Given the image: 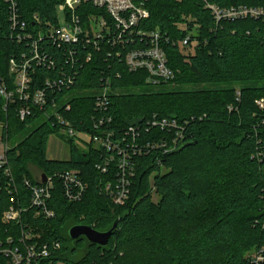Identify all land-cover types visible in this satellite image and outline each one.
I'll return each instance as SVG.
<instances>
[{
  "label": "trees",
  "instance_id": "1",
  "mask_svg": "<svg viewBox=\"0 0 264 264\" xmlns=\"http://www.w3.org/2000/svg\"><path fill=\"white\" fill-rule=\"evenodd\" d=\"M63 1L16 0L31 31L56 25V8ZM131 1L148 10V17L135 30L159 33L166 64L174 73L171 81L153 84L146 81L145 70L130 71L125 53L143 47L146 40L134 35L124 44H111L116 33L110 17L103 9L82 3L75 9L80 21L87 24L90 15L102 16L110 32L104 33L98 50L86 49L89 59L81 49L74 58H65V46L41 40L39 52L53 64H33L30 86L43 87L45 78L57 79L63 71L73 82L53 97L68 100L69 110L61 112L77 130L111 132L112 139L125 148L131 137L128 127L135 128L132 143L141 151L133 157L134 176L126 201L114 204L102 190L113 179L112 172L103 174L95 166L102 162L103 148L93 143L80 148L65 137L69 157L48 159L47 141L57 127L32 106L31 113L20 120L15 108L25 103L15 99L3 110L0 100V120L8 124L12 145L7 158L15 185L14 203L26 209L19 221L1 222L10 200L8 189H1L0 242L21 247L23 230L30 233L25 244L58 240L60 249L38 258L40 264H264V17L216 20L207 6L264 10V0ZM9 6L0 0V83L11 88L9 60L20 63L22 55L29 57L32 50L28 41L11 35ZM186 36L192 52L180 45ZM105 86L108 102L104 109L96 105V95ZM161 118L174 119L183 135L166 153L144 147L147 142L172 138L173 129L150 126L153 119ZM99 120L103 125L96 130L93 124ZM30 164L47 176L78 171L86 185L83 197L69 201L54 175L46 202L54 216H36L24 183V179L36 183ZM114 223L104 247L68 235L75 224L105 231ZM7 238L11 244H6ZM257 254L263 257L261 261H255ZM7 260L0 254V264Z\"/></svg>",
  "mask_w": 264,
  "mask_h": 264
},
{
  "label": "built area",
  "instance_id": "2",
  "mask_svg": "<svg viewBox=\"0 0 264 264\" xmlns=\"http://www.w3.org/2000/svg\"><path fill=\"white\" fill-rule=\"evenodd\" d=\"M9 2L8 21L11 30V35L14 39L28 41L31 44V54L28 57L22 55L20 63L15 61V58L9 60V71L13 74V86L8 88L4 83H0V100L3 103L2 109L6 110L8 102L18 99L25 104L15 108V113L20 120L28 116L32 109L31 106L37 108L47 118L53 126L57 127V133L71 139L77 146L85 148L89 143H93L96 147L103 148L105 153L101 163H96V168L103 174L113 173L112 180L106 181L103 186V192L112 200L114 204H123L129 193L130 179L134 176L133 157L136 153H140V149L136 144H133L136 130L134 127H128L131 135L126 147L112 139V133L102 131V133L92 134L85 130H77L70 121L64 116V112L69 110V102L66 98H54L53 94L59 91L63 85L72 84V76L65 72H61V76L57 79L45 78L44 86L36 89H31V73H33V64L40 66L47 61L53 64V60L47 59L45 54L39 52L38 43L41 40H47L56 47L65 46L66 52H62L65 58H74L77 49L84 50L87 58H90V52L86 49L91 47L94 50L99 49L100 40L104 37V33H109L110 25L102 16L90 15L89 22L85 24L81 22L75 14V9L82 3H90L91 5L101 8L110 17L113 22L116 35L109 41L111 44L126 43L128 38H133L134 35L139 36L140 40H146L143 47L132 49L125 53L124 61L130 71L143 69L147 72V82L153 84L159 82L171 81L174 78L173 71L166 64V57L160 45V35L157 31L142 32L136 31L135 26L142 19L148 17L149 13L142 5H136L131 0H64L57 6V13L67 11L65 16V24L52 25L48 28L30 30L26 22L21 18L16 0H4ZM211 9L218 20L221 17H264L262 8L254 7H238L220 10L215 5H207ZM33 20L38 21L37 15H33ZM188 36L180 41V45L188 44ZM108 41V42H109ZM107 86L101 88L96 95V105L104 108L107 105ZM238 100V97L236 98ZM257 104L260 108L263 107V100L259 99ZM60 109V111H58ZM232 109V106H229ZM150 126H159L162 129H173L172 138L167 141L162 138L158 141L147 142L144 147L148 149H156L162 153H166L175 147L177 142L183 139L182 129L176 124L174 119L161 118L160 120L153 119ZM103 125L102 120L93 124L96 130ZM8 124L0 120V191L3 188L8 189L10 200L1 214V222L9 223L19 221L21 213L26 209L17 207L15 201V185L8 167L7 153L11 148L10 140L7 136ZM125 130L126 136L128 135ZM125 136V137H126ZM125 140V138H123ZM132 149V153L129 152ZM135 151H137L135 153ZM258 156L262 157L263 153L258 152ZM57 177L61 180L64 194L69 201L80 200L86 190L84 181L78 174V171L69 169L57 172ZM45 177V181H41V172L35 178L36 183L24 179L25 185L30 190L29 206L35 209V215L45 219L54 216V212L47 207V200L51 196L53 187V176ZM30 238V233L22 231L19 240L21 247L16 245H3L0 242V254L5 255L8 260L6 264H40L38 258H47L52 252L60 249L58 240L42 242L39 245L25 244L24 241ZM6 244H11V239H6ZM263 257L260 254L255 255V261H261ZM48 264H51L49 262Z\"/></svg>",
  "mask_w": 264,
  "mask_h": 264
},
{
  "label": "rangeland",
  "instance_id": "3",
  "mask_svg": "<svg viewBox=\"0 0 264 264\" xmlns=\"http://www.w3.org/2000/svg\"><path fill=\"white\" fill-rule=\"evenodd\" d=\"M58 18V23L60 25H64L65 24V16L64 13L62 12H58L57 15ZM186 48L184 49L186 52H192V48L191 46H185ZM65 136L61 135L60 133H54L51 134L49 139H48V143L46 145V154L50 157H68L69 156V149L68 146L66 145L65 141H64ZM80 148H83L82 146H79ZM29 170L31 172V174L34 176V178L38 177L39 174V169L30 164L29 165ZM57 264H66L62 261H58Z\"/></svg>",
  "mask_w": 264,
  "mask_h": 264
},
{
  "label": "water",
  "instance_id": "4",
  "mask_svg": "<svg viewBox=\"0 0 264 264\" xmlns=\"http://www.w3.org/2000/svg\"><path fill=\"white\" fill-rule=\"evenodd\" d=\"M45 177L46 175L44 173H41L42 182L45 181ZM114 228L115 223L112 225L111 228L105 231L96 230L92 226L86 224H75L69 227L68 235L72 240L84 237L88 242L96 244L100 247H104L107 245Z\"/></svg>",
  "mask_w": 264,
  "mask_h": 264
},
{
  "label": "crops",
  "instance_id": "5",
  "mask_svg": "<svg viewBox=\"0 0 264 264\" xmlns=\"http://www.w3.org/2000/svg\"><path fill=\"white\" fill-rule=\"evenodd\" d=\"M49 137H50V136H49ZM48 139H49V138H48ZM47 143H48V141H47ZM46 157H47L48 159L60 160V159L68 158L69 156H68V157H62V156H60V157H57V158H56V157H53V158H52V157H50V156H48V155L46 154Z\"/></svg>",
  "mask_w": 264,
  "mask_h": 264
}]
</instances>
